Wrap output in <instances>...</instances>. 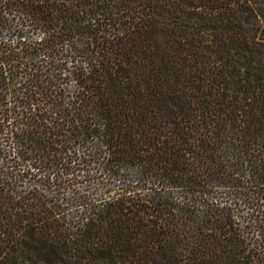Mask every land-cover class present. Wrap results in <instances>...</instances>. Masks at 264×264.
<instances>
[{
  "label": "trees",
  "instance_id": "16d2710c",
  "mask_svg": "<svg viewBox=\"0 0 264 264\" xmlns=\"http://www.w3.org/2000/svg\"><path fill=\"white\" fill-rule=\"evenodd\" d=\"M0 264H264V0H0Z\"/></svg>",
  "mask_w": 264,
  "mask_h": 264
}]
</instances>
